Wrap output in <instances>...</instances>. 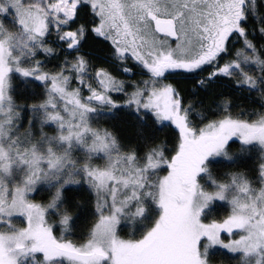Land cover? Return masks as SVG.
<instances>
[{
  "label": "snow or ice",
  "instance_id": "obj_1",
  "mask_svg": "<svg viewBox=\"0 0 264 264\" xmlns=\"http://www.w3.org/2000/svg\"><path fill=\"white\" fill-rule=\"evenodd\" d=\"M0 264H264V0H0Z\"/></svg>",
  "mask_w": 264,
  "mask_h": 264
},
{
  "label": "trees",
  "instance_id": "obj_2",
  "mask_svg": "<svg viewBox=\"0 0 264 264\" xmlns=\"http://www.w3.org/2000/svg\"><path fill=\"white\" fill-rule=\"evenodd\" d=\"M95 51H96V54H99V50L98 49H96Z\"/></svg>",
  "mask_w": 264,
  "mask_h": 264
}]
</instances>
